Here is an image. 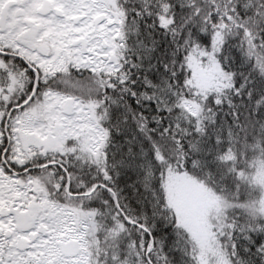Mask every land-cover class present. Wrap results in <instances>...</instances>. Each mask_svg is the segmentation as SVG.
I'll list each match as a JSON object with an SVG mask.
<instances>
[{
    "label": "snow or ice",
    "instance_id": "obj_1",
    "mask_svg": "<svg viewBox=\"0 0 264 264\" xmlns=\"http://www.w3.org/2000/svg\"><path fill=\"white\" fill-rule=\"evenodd\" d=\"M0 264H264V0H0Z\"/></svg>",
    "mask_w": 264,
    "mask_h": 264
}]
</instances>
